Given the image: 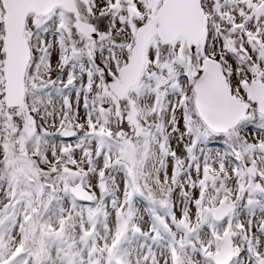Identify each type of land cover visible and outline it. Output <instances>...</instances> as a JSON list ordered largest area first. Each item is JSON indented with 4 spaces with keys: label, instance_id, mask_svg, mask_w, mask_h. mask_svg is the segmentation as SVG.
<instances>
[{
    "label": "snow or ice",
    "instance_id": "obj_1",
    "mask_svg": "<svg viewBox=\"0 0 264 264\" xmlns=\"http://www.w3.org/2000/svg\"><path fill=\"white\" fill-rule=\"evenodd\" d=\"M0 264H264V0H0Z\"/></svg>",
    "mask_w": 264,
    "mask_h": 264
}]
</instances>
